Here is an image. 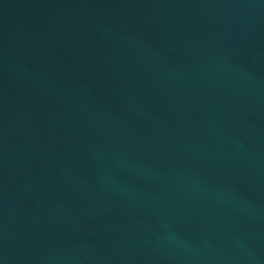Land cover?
Here are the masks:
<instances>
[{"label": "water", "instance_id": "1", "mask_svg": "<svg viewBox=\"0 0 264 264\" xmlns=\"http://www.w3.org/2000/svg\"><path fill=\"white\" fill-rule=\"evenodd\" d=\"M0 264H264V0H0Z\"/></svg>", "mask_w": 264, "mask_h": 264}]
</instances>
